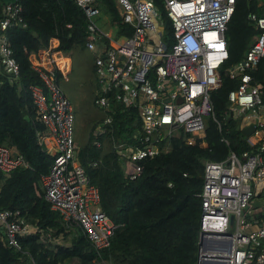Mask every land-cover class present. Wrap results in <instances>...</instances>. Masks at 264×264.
Masks as SVG:
<instances>
[{
    "label": "built area",
    "instance_id": "built-area-1",
    "mask_svg": "<svg viewBox=\"0 0 264 264\" xmlns=\"http://www.w3.org/2000/svg\"><path fill=\"white\" fill-rule=\"evenodd\" d=\"M95 1L74 0L87 18L85 49L94 56L98 86L93 102L105 114L93 134H102L110 125L107 113L112 111V101L136 110L141 128L138 145L118 147L125 156L124 172L133 180L141 172V161L166 150L161 146L166 137L182 134L188 145L196 140L203 144L206 119L213 116L210 94L220 86L218 70L228 57L225 31L235 0H162L169 34L152 0H116L122 21L133 28L132 36L120 41L111 40L96 24ZM260 6V16L250 15L259 34L230 71L240 82L228 94V111L241 117L240 127L254 126L246 138L256 148L240 155L230 152L222 162L205 163L197 264H264V227L250 231L245 218L253 186L264 182V91L251 74L264 57V0ZM21 13L16 0H7L0 10V67L14 76L19 69L5 32L26 27ZM58 44L51 38L46 47L29 55L31 69L42 83L28 87L36 119L44 126L39 141L44 146L47 141L53 144V163L41 185L50 209L65 223L77 222L93 248L102 250L109 246L116 225L101 210L98 190L77 159L74 110L59 87L69 60ZM262 73L264 78V68ZM21 166L26 164L20 155L0 146V173ZM0 227L7 245L14 248L19 237L36 231L18 210L0 211Z\"/></svg>",
    "mask_w": 264,
    "mask_h": 264
},
{
    "label": "trees",
    "instance_id": "trees-1",
    "mask_svg": "<svg viewBox=\"0 0 264 264\" xmlns=\"http://www.w3.org/2000/svg\"><path fill=\"white\" fill-rule=\"evenodd\" d=\"M6 1L0 0V10ZM16 1L22 6L26 27L5 32L19 70L14 76L0 67V146L20 155L26 166L0 173V211L18 210L36 231L19 237L14 248L7 245L0 227V264H197L205 163L222 162L230 152L240 155L256 148L247 143L241 117L229 113L228 94L240 82L230 71L259 34L250 15L262 14L260 0H235L225 31L228 57L218 70L220 86L210 94L213 116L206 119L203 144L196 140L188 145L182 134L166 137L161 143L166 150L141 161L140 174L131 180L118 147L138 145L141 128L136 110L112 101V111L107 113L111 123L104 132L93 134L104 113L90 126L77 159L98 190L101 210L116 225L109 246L102 250L93 248L77 222H63L44 198L41 178L49 172L54 156L39 141L44 126L36 119L28 90L30 85L42 86L29 55L46 47L51 38L58 40L64 53L85 49L87 18L74 0ZM152 1L169 34L162 0ZM94 5L99 12L96 24L110 26L111 40L132 36L133 28L122 21L116 0H96ZM263 68L264 57L251 74L264 91Z\"/></svg>",
    "mask_w": 264,
    "mask_h": 264
},
{
    "label": "rangeland",
    "instance_id": "rangeland-1",
    "mask_svg": "<svg viewBox=\"0 0 264 264\" xmlns=\"http://www.w3.org/2000/svg\"><path fill=\"white\" fill-rule=\"evenodd\" d=\"M120 41V40H119ZM71 68L69 83H59L60 89L70 100L74 110V138L78 146L85 143L87 133L92 123L104 116L103 111L96 107L93 99L98 86L91 72L94 56L86 49L71 50ZM69 51V52H71ZM68 52V53H69ZM252 203L257 202V197L252 198ZM259 203V202H258ZM233 228H229V233ZM61 240L56 241L61 243ZM62 244H64L62 242ZM75 263V261H72Z\"/></svg>",
    "mask_w": 264,
    "mask_h": 264
},
{
    "label": "crops",
    "instance_id": "crops-1",
    "mask_svg": "<svg viewBox=\"0 0 264 264\" xmlns=\"http://www.w3.org/2000/svg\"><path fill=\"white\" fill-rule=\"evenodd\" d=\"M100 29L110 36L111 28H110V26L107 23L105 25H103V27H101ZM72 52L73 51H71L69 53L68 52L65 53V55L68 57V60H69V69H68V73L65 75V78L61 79L59 81V83L63 82L65 84V83H69L70 82V77L69 76L72 73V68H71ZM90 69H91V72H92V74L94 76V79H95L93 63L91 65ZM45 148L51 154L53 153V144H52L51 141H47L46 142ZM253 193H254L253 197H257L258 201L254 202V203H252V201H251L249 207L245 211V218H246V220L249 223V230L250 231H256V230L264 227V182L253 186ZM263 247H264V239H263Z\"/></svg>",
    "mask_w": 264,
    "mask_h": 264
},
{
    "label": "water",
    "instance_id": "water-1",
    "mask_svg": "<svg viewBox=\"0 0 264 264\" xmlns=\"http://www.w3.org/2000/svg\"><path fill=\"white\" fill-rule=\"evenodd\" d=\"M253 131H254L253 125H249L243 129V132L247 138L252 134ZM232 223H233V218L231 217L230 218V226L232 225Z\"/></svg>",
    "mask_w": 264,
    "mask_h": 264
},
{
    "label": "bare ground",
    "instance_id": "bare-ground-1",
    "mask_svg": "<svg viewBox=\"0 0 264 264\" xmlns=\"http://www.w3.org/2000/svg\"><path fill=\"white\" fill-rule=\"evenodd\" d=\"M136 112V111H135ZM136 115V114H135ZM139 119V118H138ZM96 142V141H95Z\"/></svg>",
    "mask_w": 264,
    "mask_h": 264
}]
</instances>
